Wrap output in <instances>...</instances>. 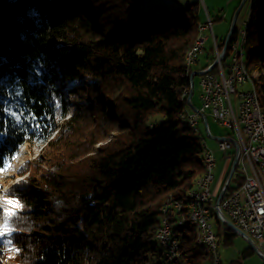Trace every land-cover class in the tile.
Here are the masks:
<instances>
[{"label":"trees","instance_id":"1","mask_svg":"<svg viewBox=\"0 0 264 264\" xmlns=\"http://www.w3.org/2000/svg\"><path fill=\"white\" fill-rule=\"evenodd\" d=\"M247 1L246 40L257 52L264 0ZM138 5L0 0V171L23 145L45 141L53 150L47 169L22 164L26 176L3 191L19 201L3 228L10 264H149L163 258L153 239L165 203L180 201L187 215L203 147L179 115L188 108L184 57L200 6L188 3L183 14ZM58 78L75 83L62 87ZM254 82L264 114V86ZM64 92L72 104L65 119ZM240 181L235 172L227 190ZM166 215L180 263H211L192 226L178 224L173 207ZM214 219L218 241L231 242L236 233ZM252 252L248 246L242 255Z\"/></svg>","mask_w":264,"mask_h":264},{"label":"built area","instance_id":"2","mask_svg":"<svg viewBox=\"0 0 264 264\" xmlns=\"http://www.w3.org/2000/svg\"><path fill=\"white\" fill-rule=\"evenodd\" d=\"M239 30L240 28L232 38L225 41L222 39L218 43L211 20L207 17L203 22L202 39L190 54V68L198 62L201 54H205L206 63L202 68L206 71L199 76L198 81L201 107H196L205 116L208 113L227 129L226 134L216 136L212 135L209 129L224 156L233 159L235 149L238 151L235 169L219 202L220 209L239 230L251 237L258 250L264 254V118L257 109V95L249 94V89H238V86L249 82L244 71L243 44L240 41ZM210 39L212 46L206 47ZM222 49L223 56L218 57ZM215 59L217 62L212 65ZM186 117L199 129L202 118L189 106L186 109ZM207 126L209 128V125ZM228 147L233 148L232 152H227ZM207 156L209 178L204 184L199 185L197 190L199 205L193 206L194 219L202 220L203 237L213 245L212 264H222L212 221L206 220L207 205L215 204V193L212 191L211 183L216 164L213 150L210 148ZM235 172L241 181L235 188L227 190ZM174 210L178 213L176 201ZM182 220L179 214V224ZM167 223L168 218L160 230L161 241L167 244V253H162L163 258H167V264H170L171 253H178L181 264L178 240H175L173 234H165Z\"/></svg>","mask_w":264,"mask_h":264},{"label":"rangeland","instance_id":"3","mask_svg":"<svg viewBox=\"0 0 264 264\" xmlns=\"http://www.w3.org/2000/svg\"><path fill=\"white\" fill-rule=\"evenodd\" d=\"M179 0H139L138 5V11L143 12L148 9L158 10L163 12V10L166 9H173L175 5L178 4ZM195 1V0H181V3L184 5L185 3ZM158 4L162 5V8H157ZM237 5V2H234L233 0H203L202 3L199 4L200 6V17H205V10H207L211 17L213 18V30L217 37V42L220 43V40H222L229 29L230 25V15L233 10V7ZM179 6V4H178ZM245 9L246 5H244L238 15V19L236 21L237 26H242V19L245 17ZM227 13V16L225 17V14ZM224 16V17H223ZM210 32V31H209ZM207 46H212L211 39L206 43ZM264 46V39L260 42V48L256 52L255 47L256 44L247 45L245 48V54L250 52V68L254 71V77L258 79V82H260L264 86V62L262 60V51ZM256 58L258 60H256ZM201 59V65H196L194 68L202 67L204 55L200 57ZM199 77L198 75H195L193 78V96L192 97V103L197 106L201 107V100L199 98V92L200 87L198 84ZM58 84L62 87L68 86L72 84V81H64L61 78H58ZM250 88L249 84H243L242 86H238V89L242 90H248ZM65 101L67 103L68 111L66 114H64V119L67 118L69 115L70 109H71V101H70V95L68 92H64ZM191 109V108H190ZM192 110V109H191ZM207 122L209 125V129L212 133V135H224L227 133V129L220 125L217 121H215L212 116L208 115L207 113ZM61 119V118H60ZM59 121V120H58ZM61 122V120L59 121ZM89 122H91L89 120ZM193 140L201 145L202 147L206 144L208 148L213 150L214 156H215V167L213 169L215 174V180L216 181H222L224 180V177L226 175V172L228 171V167L230 166V159H225L223 151L218 149V142L216 139L209 136V134L206 131L205 125L203 120L200 121L199 125V131H191L190 132ZM49 148L48 145H46L45 141H36L32 143L30 146H21L16 153L13 160L3 169L0 171V232L4 231V223L6 220V213L8 211L13 210L17 207H11L9 204L6 203L7 200H14L6 197L3 194L4 189L7 187V185L13 183L15 180H20L22 177L26 176L28 170L26 168V172H21L19 170L20 167H22V164L28 163V166L30 167L32 162H37L42 165V168L47 169L48 168V161H49V155L53 153V150L51 149V152H48ZM233 148L228 147L227 152H232ZM48 152V153H47ZM203 154V151H202ZM39 158V159H38ZM29 169V168H28ZM14 176V180L9 178L10 176ZM216 200V198H214ZM212 222L214 223V231H216V222L215 219H212ZM226 226V225H225ZM230 232V231H229ZM235 233V232H234ZM153 241L158 245L159 251L161 249V246L159 245L158 241L154 238ZM250 246L246 239L242 237L241 235L234 234L232 236V241L229 243H225L223 240H220L218 243V254L221 259L222 264H238V262L245 261L244 259H241L243 257V252L247 249V247ZM258 249V248H257ZM10 255H11V240L8 236L0 237V264H10ZM252 255L254 257H257L259 259L260 256L253 250ZM246 257V256H245ZM262 260V259H261ZM163 259L161 258H151L149 261V264H162ZM203 264H211L210 261H206Z\"/></svg>","mask_w":264,"mask_h":264},{"label":"bare ground","instance_id":"4","mask_svg":"<svg viewBox=\"0 0 264 264\" xmlns=\"http://www.w3.org/2000/svg\"><path fill=\"white\" fill-rule=\"evenodd\" d=\"M199 4L203 2V0H196ZM241 1V0H240ZM240 3V2H239ZM239 3L236 5L235 9L238 7ZM246 5V9H245V17L244 19H242V21L244 22L242 24V26H237L236 22H235V26L233 29V32L231 33V35L229 36L228 39L232 38L233 36H235L237 30L240 28L239 30V37H240V41L242 42V53H243V64H244V71H245V75L247 77V79L249 80V82L244 83V84H249L250 88H249V94H256L257 95V90H256V84L254 82V79H256V77H254V69L252 70L250 68V64H248L246 62V54H245V48L247 46V40H246V36H247V32H246V26H247V22H248V18H249V10H250V2L245 0V2L243 3V5L241 6L238 15L242 9V7ZM163 6L158 4L157 8H162ZM185 7V6H184ZM179 13H183L184 14V8L182 9H178ZM238 15L236 18V21L238 19ZM207 17L210 18L211 20V26H212V30H213V18L211 17L210 13L205 10V17L203 18V20L198 22L197 25V34L196 37L193 41V43L189 46V48L187 49L186 53H185V57H184V62L185 65L187 67V70H189V75L192 72H196V71H200V70H204V72L206 71V69H203L202 67L205 65L206 60H205V54H201L199 56V60L197 63H195L191 68H190V64H191V57L190 54L195 50V47L199 44V42L202 39V33H203V22L207 19ZM230 27V25H229ZM236 27V30H235ZM214 32V30H213ZM227 35V34H226ZM226 36L223 38V41L227 40L225 39ZM221 41V40H220ZM204 55V59H203V63H202V67L199 68H194V66L196 65H201V59L200 57ZM203 72V73H204ZM202 74V73H201ZM201 74H194L193 78L195 75H198V77ZM75 82H72V84ZM70 84V85H72ZM242 86V85H240ZM258 97V95H257ZM257 109L258 112L260 114V116H262L264 118V114L262 112L260 103H259V99L257 98ZM179 119L181 121L182 124L188 126L190 129L194 130V131H199V129L196 127L195 123H193L192 121H190L189 118L186 117V111L182 112L179 115ZM263 144H264V136H263ZM209 153V148L206 146V144L203 146V158H202V162H203V171L202 173L196 178L195 184L192 188H190L187 192H186V208H187V215L185 216V214L183 213V209H184V205L177 200H169L167 203H165L164 207L162 208V216L160 219V225L155 233V239L158 241L159 245L161 246V250L162 253H167V244L165 243V241H161V228L164 224V222H166L168 215H166V212L168 211V207H173V209H175V201H176V205H177V209H178V214L181 215V218L183 219L182 222H180V225L186 224L188 223L189 225L192 226L195 235H196V242L199 245L204 246L208 251H210L211 253V263H212V259H213V245H210V243L208 242V239L203 237L202 234V220L201 219H194V210H193V206L199 205V196L197 194V190L199 188V185L204 184L208 178H209V158L207 156V154ZM213 215L215 216V212H214V205H207V212H206V220L207 221H212L213 219ZM216 218V217H215ZM178 224H179V219H178ZM165 234H173L172 233V227L170 222L167 223L166 227H165ZM175 240L176 237H175ZM162 264H167V258H162ZM170 264H179V258H178V253H171V257H170Z\"/></svg>","mask_w":264,"mask_h":264},{"label":"water","instance_id":"5","mask_svg":"<svg viewBox=\"0 0 264 264\" xmlns=\"http://www.w3.org/2000/svg\"><path fill=\"white\" fill-rule=\"evenodd\" d=\"M245 2V0H241L238 7L235 9L234 13H233V16H232V19L230 21V27L228 29V32H227V35H226V38L225 39H228L229 36L231 35V33L233 32V29H234V26H235V22H236V18H237V15H238V12L241 8V6L243 5V3ZM223 56V49L220 51L218 57H222ZM217 62V59H215L213 62H212V65H214L215 63ZM204 70H200V71H194L192 73H190L189 75V83H190V87H189V91H188V94H187V105L189 106V108H191L192 110H194L195 112H197L203 122H204V125H205V128H206V131L207 133L211 136L210 134V131H209V128H208V124H207V118L205 116L204 113H202V111H200L193 103H192V100H191V96L193 94V75L194 74H201L203 73ZM211 137H214V136H211ZM215 138V137H214ZM237 159H238V151L237 149H235V154L233 156V159H232V163H231V166H230V170H229V173L218 193V196L215 200V204H214V212H215V216L216 218H218V220L226 225L229 229H231L232 231H234L236 234L238 235H241L242 237H244L246 239V241L248 242V244L250 245V247H252V249L262 258V260L264 261V254L259 251L254 243V241L251 239V237H249L246 233L242 232L241 230H239L233 223L232 221L221 211L220 209V206H219V202L221 201L222 197H223V194H224V191L226 190V186H227V183L231 177V175L233 174V171L235 169V166H236V163H237Z\"/></svg>","mask_w":264,"mask_h":264},{"label":"crops","instance_id":"6","mask_svg":"<svg viewBox=\"0 0 264 264\" xmlns=\"http://www.w3.org/2000/svg\"><path fill=\"white\" fill-rule=\"evenodd\" d=\"M186 1V0H185ZM196 1V0H195ZM234 2H237V4H238V0H233ZM191 2H194V1H191ZM191 2H188V3H191ZM188 3H185L184 5L181 3V0H179L178 1V4H179V6H178V4L177 5H175L174 6V8L173 9H175V10H178V9H182V8H184V6L186 5V4H188ZM236 5V4H235ZM235 7L236 6H234L233 7V10H232V12H231V15H230V21H231V19H232V16H233V13H234V11H235ZM227 16V13L225 14V17ZM224 17V16H223ZM201 18V17H200ZM203 18L204 17H202L201 18V21L203 20ZM216 136V135H215ZM211 137V136H210ZM212 138H214V137H212ZM215 139V138H214ZM225 157V156H224ZM225 159H227L226 157H225ZM231 163H232V161H231ZM230 166H231V164H230ZM213 173H214V171H213ZM229 173V172H228ZM224 181L225 180H222V181H216L215 180V174H214V178H213V181H212V183H211V188H212V191L218 196V193H219V191H220V189H221V187H222V185H223V183H224ZM217 196H216V198H217ZM216 216H214L213 215V218H215ZM212 225H213V230H214V223L212 222ZM224 225V224H223ZM220 230V233H222V228H220L219 229ZM215 232V234H216V237H217V231H214ZM219 243V241H218V237H217V244ZM246 256V257H245ZM261 258V257H260ZM241 259H246L245 261H243V264H264V261L263 260H261V259H259V258H257V257H254V255H252V253H246V255H244L243 257H241ZM221 260V259H220ZM212 264V263H211ZM238 264H242V262H238Z\"/></svg>","mask_w":264,"mask_h":264},{"label":"snow or ice","instance_id":"7","mask_svg":"<svg viewBox=\"0 0 264 264\" xmlns=\"http://www.w3.org/2000/svg\"><path fill=\"white\" fill-rule=\"evenodd\" d=\"M33 15H35V13H33ZM6 203L9 204L11 207H17L19 205V201H17V200H7ZM6 214L8 216H14L15 215L11 211H8ZM7 234H8L7 231L0 232V237L7 236Z\"/></svg>","mask_w":264,"mask_h":264}]
</instances>
